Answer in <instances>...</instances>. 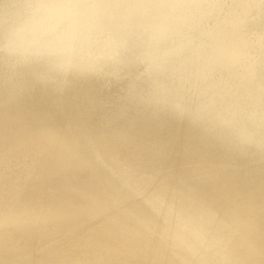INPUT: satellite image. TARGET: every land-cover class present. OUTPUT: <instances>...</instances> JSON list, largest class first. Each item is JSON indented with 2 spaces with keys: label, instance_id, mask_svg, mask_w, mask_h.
<instances>
[{
  "label": "bare ground",
  "instance_id": "1",
  "mask_svg": "<svg viewBox=\"0 0 264 264\" xmlns=\"http://www.w3.org/2000/svg\"><path fill=\"white\" fill-rule=\"evenodd\" d=\"M230 2L264 36V0ZM38 71L0 54V264H264V58L247 87L185 88V112Z\"/></svg>",
  "mask_w": 264,
  "mask_h": 264
},
{
  "label": "clouds",
  "instance_id": "2",
  "mask_svg": "<svg viewBox=\"0 0 264 264\" xmlns=\"http://www.w3.org/2000/svg\"><path fill=\"white\" fill-rule=\"evenodd\" d=\"M230 0H20L0 26L12 67L42 82L73 75L127 78L146 100L190 111L185 89L247 87L264 36L244 32Z\"/></svg>",
  "mask_w": 264,
  "mask_h": 264
},
{
  "label": "rangeland",
  "instance_id": "3",
  "mask_svg": "<svg viewBox=\"0 0 264 264\" xmlns=\"http://www.w3.org/2000/svg\"><path fill=\"white\" fill-rule=\"evenodd\" d=\"M256 6V5H255ZM54 93H52L51 95H53ZM50 108H52V106L50 107ZM98 108V107H97ZM91 116H92V118H91V120H95L96 118H97V115L96 114H93V112L91 113ZM208 165L210 166V165H212V163H210V162H208ZM251 165H253V164H251ZM251 165L249 166L250 167V169H253V167L255 166V164L251 167ZM213 182H215V181H213V179H211V180H209V182L208 183H213ZM206 184V183H205ZM247 200H250L251 201V199H247ZM134 202V201H133ZM257 205H259V203L258 204H256L255 206H257ZM244 213L245 214H247L248 215V212L246 211H244ZM243 213V214H244ZM260 217H262V219L264 218L263 217V215H260ZM259 217V219L260 220H262L261 218ZM177 243H179L178 241H177ZM181 243V242H180ZM157 245H159V246H161V247H163V249H164V251L163 252H165V253H160L161 255H163L164 257L166 256H170V254L167 252L168 251V248H165V246H164V244H163V242H162V240H158V242L156 243ZM181 245H183L182 243H181ZM92 248H95V246H93ZM132 248L134 249V250H136V249H138V250H140L141 251V248L140 247H138V246H136V245H134V246H132ZM123 249H119V250H117L114 254H116V253H118L119 251H122ZM144 251L146 252V251H148V249L147 248H144ZM177 258V256H174V259H176ZM123 260V259H122ZM168 263V262H167ZM150 264H153L152 262H150Z\"/></svg>",
  "mask_w": 264,
  "mask_h": 264
}]
</instances>
